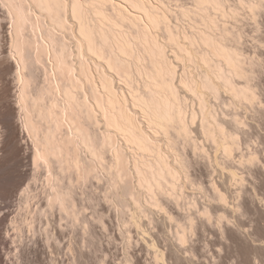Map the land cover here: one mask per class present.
Wrapping results in <instances>:
<instances>
[{"label": "bare ground", "instance_id": "bare-ground-1", "mask_svg": "<svg viewBox=\"0 0 264 264\" xmlns=\"http://www.w3.org/2000/svg\"><path fill=\"white\" fill-rule=\"evenodd\" d=\"M172 1L0 0L10 23L8 34V24L0 21V57L16 58L0 70V77L14 73L18 86L17 108L0 115L4 122L0 128L5 124L11 128L10 141L0 140V155L8 163L19 155L32 159L34 170L45 176V208L34 210L31 190H23L22 206L28 216L21 222L9 221L18 235L24 228L35 231L37 216L55 210L77 221L75 185H87L102 171L112 177L122 205L168 213L166 202L178 201L184 181L192 177L184 150L187 145L197 149L195 130L233 157L241 139L233 131L238 130L240 117L230 123L220 120L209 98L218 99L227 91L237 105L259 99L239 47L242 35L224 21H235L245 3L256 16L261 0H239L236 5L230 0H190L191 6L179 1L175 9ZM178 21H187L189 30ZM8 90L0 102L7 99ZM14 118L20 121L15 124ZM26 135L33 148L23 155L18 143ZM230 176L240 179L237 171ZM216 191L217 198L227 203L228 196L217 186ZM193 221L180 224V242L187 241ZM50 222L47 219L46 224ZM134 222L142 230L143 223ZM147 232L143 231L148 237Z\"/></svg>", "mask_w": 264, "mask_h": 264}, {"label": "rangeland", "instance_id": "rangeland-1", "mask_svg": "<svg viewBox=\"0 0 264 264\" xmlns=\"http://www.w3.org/2000/svg\"><path fill=\"white\" fill-rule=\"evenodd\" d=\"M179 1L188 3L189 6L192 5L190 0H173L172 4L175 6ZM230 2L233 3L232 5H236L239 0H230ZM245 5L247 4L245 3ZM245 5L244 7L241 5L242 8L239 6V18L237 17L235 21L226 18L224 22L232 27H237L236 30L239 29V33L242 35L239 47L245 55V66L249 71L251 70L249 72L251 84L257 90L259 99L253 104L238 103L237 105V103L232 102V96L227 91H222L224 93L218 99L209 98L213 109L211 110L216 113L220 120L230 123L235 117V119L240 117L241 123L238 126L240 129L235 127L238 128L236 130L233 127L235 129L233 130L228 124V128L236 131V133L238 131V138H241L234 151L235 156L228 158L212 142L201 138L202 135L200 136L195 130L194 141L197 142H195L197 149L187 145L184 150L187 159H189V164H192L189 168L190 176H192L190 181L192 182L184 181L185 186L180 193V200L176 201L178 203L166 202L165 208L166 211L169 210L168 213L157 208L148 210L146 207L142 210L132 205H122L114 194L115 188L112 177L102 171L98 174V178L91 179V182L87 181L90 182L86 183L87 185L85 183H83L85 186L83 184L75 185L74 197L81 216L77 221L71 220V218L65 217L55 210L51 212L53 213L52 216L50 213L49 216L43 215L44 218L42 215L41 218L40 214L37 216L35 231H28L27 228H24L18 235L16 231H13L9 221L17 218L21 222L28 216L24 209L25 205L22 206L23 190H31L34 210L45 208L46 191L45 183L42 182L45 176L43 171L40 170L39 173L34 170L32 159L24 160L19 155V158L14 156L8 163L6 158L0 155V162L3 163L0 166V182L5 185V188L12 187L15 189L19 187L21 182L18 181H22L23 175L26 174L25 183L31 181L30 184H27L30 188H20L23 195L8 199L6 211L10 213L9 217L5 219L6 217L0 215V220L4 217V223L1 224L0 221V264H12L14 260L27 261L28 264H79L80 261H87L88 259L96 261L97 264H220L222 260L226 262L228 256L231 255L228 253L221 257L215 251L223 243L221 237L225 234L231 235V230L221 221V216L241 223L235 219L236 213L234 212L239 208L243 210L246 220L264 223V219H262L264 205L261 203L264 201V176L261 175L258 168L250 167L247 164L249 141L253 136L258 140L262 130H264V108L261 107L264 104V12L260 10L254 16L248 5L246 7ZM175 8L176 6L173 9ZM5 14L4 8L0 6V21L8 24V34H10V23ZM178 24H183L181 25L183 30H189L187 21L180 23L178 21ZM1 43L0 38V48ZM9 46L7 47L9 48ZM5 57L4 59L3 56L0 57V70L5 69L15 61L6 60L7 57L6 59ZM5 63L8 64L5 65ZM178 71L179 74L182 73L181 68H178ZM14 76V73H9L7 78L3 77L5 79L0 77V96H3L5 89L9 88L8 91L10 92L8 96L5 94V99H7L0 102L1 116L9 115L18 106L15 97L18 86L13 79ZM193 103L190 102L192 107L196 105ZM195 108L197 109V106ZM230 119L232 120L230 121ZM12 121L16 124L20 120L14 118ZM199 122L200 117L198 116L193 128H198ZM17 130L19 134L20 128L18 127ZM116 140L122 142L120 136H116ZM18 144L21 149L23 147L21 154H28L32 151L33 147L28 135L21 139ZM254 150L255 146H253ZM34 171L38 173V177ZM229 171H237L240 179L237 181L232 179ZM33 174L36 175V179H33ZM216 186L221 192H224L226 197L228 196L227 203H223L217 198ZM2 204L3 201H0V205ZM47 219H51L49 226L46 224ZM136 219L143 223H140L142 230L136 226L134 222ZM190 219L194 220L195 227L187 231L189 232L187 233V241L182 243L178 238V228L181 225H187ZM221 227L224 229L223 232H221ZM46 228H48L47 232L49 233L47 234H50L51 239H48V235L45 234ZM143 231H148V237L144 235ZM51 247L56 249L53 250ZM16 248L22 250L19 255L14 251ZM232 248L235 251V243ZM232 259L236 260L237 257L233 256Z\"/></svg>", "mask_w": 264, "mask_h": 264}, {"label": "snow or ice", "instance_id": "snow-or-ice-1", "mask_svg": "<svg viewBox=\"0 0 264 264\" xmlns=\"http://www.w3.org/2000/svg\"><path fill=\"white\" fill-rule=\"evenodd\" d=\"M251 7L255 8L256 5L253 4ZM260 7L261 11L264 12V0H261ZM11 59L15 60L16 58L13 56ZM261 107L264 108V104H262ZM0 123L4 122L0 121ZM29 135H31L30 132ZM10 138L11 128L5 124L4 128H0V140L8 142ZM249 145L247 164L250 167L258 168L261 175L264 176V130H262L258 140L253 136L249 141ZM253 146H255L254 151ZM42 159L43 158L38 153L36 157L37 162H40ZM30 183L31 181H27V184ZM27 184L22 180L20 186L13 189L12 187L5 188L3 183L0 182V201H3V204L0 205V215H10V213L6 211L8 199H14L17 195H22L20 188L27 187ZM261 203L264 205V201ZM234 212L236 213L235 219L241 221V223H236L233 219L221 217V221L231 230V235L225 234L222 236L221 239L223 243L221 247L216 248L215 251L221 257H224L228 253H231V255L228 256L226 262L222 260L220 264H264V223L246 220L242 209L237 208ZM262 219H264V214H262ZM223 231L224 229L221 227V232ZM234 243L236 244L235 251H233L232 248ZM14 251H16L18 255L22 252L19 248L14 249ZM233 256L237 257V259L233 260ZM12 264H28V262L14 260ZM79 264H97V262L88 259L87 261H80Z\"/></svg>", "mask_w": 264, "mask_h": 264}]
</instances>
